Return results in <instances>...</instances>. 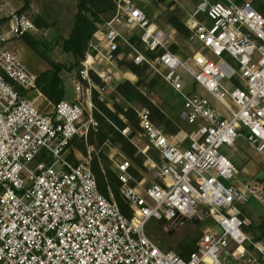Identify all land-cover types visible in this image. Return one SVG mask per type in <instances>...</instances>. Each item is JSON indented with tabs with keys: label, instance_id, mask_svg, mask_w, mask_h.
<instances>
[{
	"label": "built area",
	"instance_id": "obj_1",
	"mask_svg": "<svg viewBox=\"0 0 264 264\" xmlns=\"http://www.w3.org/2000/svg\"><path fill=\"white\" fill-rule=\"evenodd\" d=\"M183 22L194 45L184 57L137 0H114L79 61L74 100L60 99L44 114L25 97L37 75L7 44L36 26L23 13L9 16L0 29V264H264V240L244 230L249 221L240 208L260 192L234 183L239 170L220 152L241 137L264 159V15L252 0H199ZM117 59L146 64L180 94V118L190 126L172 138L146 107L135 108L132 137L128 125L109 121L152 177L146 182L135 169L137 178L125 156L113 160L128 216L109 183L108 195L98 189L94 146L85 153L69 147L75 136L86 142L89 127L96 130L92 93L102 98L114 87L109 68ZM151 217L212 223L182 257L146 234Z\"/></svg>",
	"mask_w": 264,
	"mask_h": 264
},
{
	"label": "rangeland",
	"instance_id": "obj_2",
	"mask_svg": "<svg viewBox=\"0 0 264 264\" xmlns=\"http://www.w3.org/2000/svg\"><path fill=\"white\" fill-rule=\"evenodd\" d=\"M199 0H137L140 7H144L145 13L157 23L161 28L167 29L171 26L167 20L171 16H176L184 21L187 14L197 4ZM253 6L257 11L264 15V0H252ZM25 0H0V20L9 18L13 13L19 12L23 7ZM76 0H29L28 7L20 11L30 20L38 21L40 26H36V30L28 33L32 37L33 44L25 42L21 36L8 41V47L12 49L20 60L36 75L39 72L48 69L52 62L71 65L74 62L72 53L63 49L64 40L68 37L74 23V15L77 10ZM109 11L100 14L102 19L108 17ZM91 17V14L87 12ZM208 22V20H206ZM6 21H0V29L4 28ZM170 34V33H169ZM171 37V43L176 42L179 47V55L186 56L192 52L194 47L191 40L180 41L175 37ZM171 36V34H170ZM112 73H118L117 80L123 81L128 78L123 74L127 71L125 66H114L109 68ZM121 70V71H120ZM114 75V74H113ZM64 84V99L73 101L75 93L73 91L72 82L75 77V69L68 71L66 68L60 74ZM184 83H191L189 75L182 72ZM136 77V81H137ZM154 79L150 72L146 71L145 84L141 86L148 98L160 107L170 118L171 124L165 127L171 137H175L180 129H186L184 121L180 119L183 110V98L168 85H165L160 79L151 87L148 84ZM134 81V82H136ZM186 87V86H185ZM187 88V87H186ZM199 89V88H198ZM112 90L109 94L102 95V98L109 104H112ZM25 97L33 100L35 106L44 114L50 113L53 103L52 97L45 95L36 89L28 90ZM157 125L158 121H154ZM91 129V127H89ZM177 129V131H176ZM186 129L185 131H187ZM89 145V144H88ZM94 146V145H93ZM75 148V147H74ZM94 154H106L110 160V166H114L113 160L125 156L119 146L105 142L99 148L94 146ZM220 152L230 160L238 170L247 165L249 172L243 173L239 170V175L234 179V183H250L260 192V199L250 198L245 204L240 205L241 210L250 223L258 224L264 219V159L260 156L247 141L238 138L234 146L223 145ZM126 157V156H125ZM127 158V157H126ZM250 161V162H249ZM146 182L152 180L149 173H145ZM224 184H228L227 180L221 179ZM212 223L209 217H205L203 221L193 220L192 218L178 219L173 221L158 220L151 217L145 227L148 234L163 249H171L180 253V246L195 245L197 239L202 234L204 228ZM248 224V225H249ZM248 225L244 227L248 229ZM247 231V230H246ZM248 232V231H247ZM249 233V232H248ZM250 234V233H249Z\"/></svg>",
	"mask_w": 264,
	"mask_h": 264
},
{
	"label": "trees",
	"instance_id": "obj_3",
	"mask_svg": "<svg viewBox=\"0 0 264 264\" xmlns=\"http://www.w3.org/2000/svg\"><path fill=\"white\" fill-rule=\"evenodd\" d=\"M164 1V0H159ZM77 10L74 15L73 27L64 40L63 49L66 52L72 53L74 56V62L66 66L64 64L52 62L48 69H45L37 75L36 78V90L40 91L45 95L52 97V103L55 104L60 99H64V84L60 76L63 69L73 71L79 65V61L83 58L84 54L88 51V44L96 31L98 22L109 18L114 10V0H76ZM29 0H25V3L20 11L28 7ZM144 8V7H143ZM142 8V9H143ZM109 11L108 17L102 19L100 14ZM87 12L91 14V17L87 15ZM8 18H2L0 21H7ZM33 22V21H32ZM37 26H40L38 21L34 22ZM167 23L176 31L178 38L181 40H187L190 36V31L185 26L184 22L176 17L171 16L167 20ZM25 42L33 44L31 42L32 37L28 34L22 36ZM172 51H177L178 46L175 43L170 45ZM159 50L158 52H160ZM150 54V53H149ZM115 66H125L127 71L134 74L138 79L132 83L130 80L118 81L112 89L113 94L111 107L108 106L107 102L100 98L98 92L95 90L92 93V102L99 112L93 110V118L97 121L98 126L96 130L89 129L87 134V141L85 142L81 137L75 136L70 141V150L75 147L76 150L81 153L86 152V145H94L99 148L105 142H109L112 145L119 146L123 154L132 162L136 167H142V157L137 153L136 148L129 142L128 138L123 136L113 125L116 127L123 128L128 125L131 128L130 136H134L138 130V118L135 111L137 107H146L150 111V117L152 121H158L160 126L167 127L171 124L170 119L160 109L159 106L154 104L146 93L141 90V86L145 84L144 78L148 67L146 64L137 65L132 61H126L124 59H117ZM154 79L149 86H153L156 80L160 78L153 75ZM96 79V78H95ZM96 82H99L96 79ZM147 85V82L146 84ZM21 94H25L23 90L17 88ZM123 118H122V117ZM177 131V129H176ZM69 158L73 159L72 154ZM111 162L106 154L100 153V155H93L90 167L96 177L98 189L104 195H108L106 190V184L111 185V191L114 199L118 204L122 213L128 216V208L119 193V182L116 175L110 166ZM130 171L137 177L140 175L136 173L135 168H131ZM250 233L255 240H264V219L258 224L250 223L248 229H245ZM195 248V245L180 246V255L187 257V255Z\"/></svg>",
	"mask_w": 264,
	"mask_h": 264
},
{
	"label": "crops",
	"instance_id": "obj_4",
	"mask_svg": "<svg viewBox=\"0 0 264 264\" xmlns=\"http://www.w3.org/2000/svg\"><path fill=\"white\" fill-rule=\"evenodd\" d=\"M186 18V17H185ZM183 21V20H182ZM162 29H164V28H162ZM169 29V31L167 30V29H164V30H166V31H168L170 34H171V37L172 38H174V33H175V37H177V39L178 40H180V41H183V40H181L180 38H178V36H177V33H176V31L171 27V28H168ZM185 41H188V39L187 40H185ZM173 43H175L176 45H178L176 42H173ZM177 51L179 52V47H178V49H177ZM114 67V66H113ZM121 71V70H120ZM114 74V82H115V84L119 81V80H117V77H118V73H113ZM127 78H128V80H130L132 83H134V81H136V76L134 75V74H132L131 72H129V71H125L124 73H123ZM115 86V85H114ZM113 88H108V90L105 92V94H109V91H111ZM105 94H103V96L105 95ZM108 104V106L109 107H111V104H109V103H107ZM163 111H165V110H163ZM165 113V112H164ZM166 114V113H165ZM170 119V118H169ZM181 119V118H180ZM182 120V119H181ZM183 121V120H182ZM155 123V122H154ZM156 124V123H155ZM184 124H185V126H186V129H190V126L189 125H187L185 122H184ZM159 127H161L163 130H164V132L165 133H167L169 136H170V133L169 132H167L165 129V127H163V126H160V125H158ZM186 129H180V131L177 133V134H175L174 136V138H176L177 136H179L180 135V132L181 131H185ZM187 130V131H188ZM136 134V133H135ZM171 137V136H170ZM173 138V137H172ZM128 159V158H127ZM250 162V161H249ZM249 163H247V165H248ZM247 165L246 166H244V167H242L241 169H239L241 172L243 171V173H244V171L247 173V172H249V169H248V167H247ZM113 168V167H112ZM135 169L137 170V172L138 173H149V172H146V170H145V168L142 166V167H135ZM140 171V172H139ZM141 174V175H142ZM143 174V175H144ZM140 175V174H139ZM140 175V176H141ZM247 218V217H246Z\"/></svg>",
	"mask_w": 264,
	"mask_h": 264
}]
</instances>
